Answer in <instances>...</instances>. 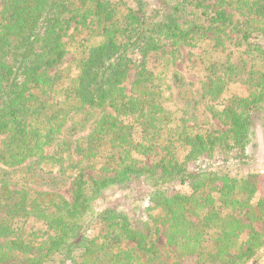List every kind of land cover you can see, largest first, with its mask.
<instances>
[{"label": "trees", "instance_id": "obj_1", "mask_svg": "<svg viewBox=\"0 0 264 264\" xmlns=\"http://www.w3.org/2000/svg\"><path fill=\"white\" fill-rule=\"evenodd\" d=\"M205 1L0 0V264H264V0Z\"/></svg>", "mask_w": 264, "mask_h": 264}, {"label": "rangeland", "instance_id": "obj_2", "mask_svg": "<svg viewBox=\"0 0 264 264\" xmlns=\"http://www.w3.org/2000/svg\"><path fill=\"white\" fill-rule=\"evenodd\" d=\"M206 4L208 5H213L215 3V0H206L205 1ZM227 12H231V14L234 15V19L237 21L239 20V17L230 10H227ZM262 43L264 44V40L262 41ZM200 52L199 51H195V52H185L183 51L182 55L180 56V58L178 60H176L173 64V69L177 70L178 72H180V74H182L189 82L191 83H197L198 81V76H199V67L197 65L196 62V55H198ZM74 60V57L72 56L71 53H68L63 61L62 64V68H66L69 67L70 65H72ZM235 93V89L233 87H230L228 89V92L226 93L225 97H230L231 95H233ZM214 125L217 129H222V127L217 123L214 122ZM254 142H255V148H254V162L250 165L249 168H247L250 171L253 172H258L261 174V188L259 191L258 196H262L264 195V140H263V136H262V130L257 126L255 128V138H254ZM151 160L152 158L149 157L146 161V163L149 165L151 164ZM216 161H219V157H216L214 159H202V160H198L195 164L194 167L197 169H206L208 166H210L213 163H216ZM246 170V169H245ZM180 189L182 192H186L187 189L186 188H178ZM69 189H64L60 191V194L63 195L65 198H70V194H69ZM102 203H99L98 205L101 206ZM92 234V233H91ZM241 240H245L246 236L242 235L240 237ZM164 243V239L163 236L160 237V241H159V246L162 248ZM183 262L186 264H190L194 262L193 258H185L183 259Z\"/></svg>", "mask_w": 264, "mask_h": 264}]
</instances>
